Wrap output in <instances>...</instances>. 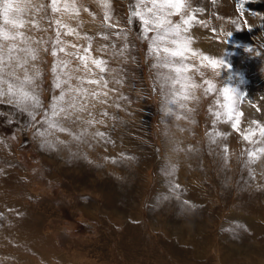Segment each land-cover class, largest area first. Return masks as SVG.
I'll list each match as a JSON object with an SVG mask.
<instances>
[{"label": "rangeland", "instance_id": "1", "mask_svg": "<svg viewBox=\"0 0 264 264\" xmlns=\"http://www.w3.org/2000/svg\"><path fill=\"white\" fill-rule=\"evenodd\" d=\"M183 1L0 0V186L28 211L0 227L3 235H39L43 250L60 251L68 264H215L211 252L201 259L205 232L214 244L225 234L226 250L264 257V49L255 48H264V16L256 0ZM208 4L230 30L201 19L209 38L188 41L183 33ZM26 25L47 29L34 39L14 32ZM231 136L241 139L230 155ZM234 210L247 223L212 225ZM9 244L3 264H27L20 253L32 264H61Z\"/></svg>", "mask_w": 264, "mask_h": 264}, {"label": "bare ground", "instance_id": "2", "mask_svg": "<svg viewBox=\"0 0 264 264\" xmlns=\"http://www.w3.org/2000/svg\"><path fill=\"white\" fill-rule=\"evenodd\" d=\"M183 1V0H182ZM190 1V0H189ZM199 1V0H198ZM215 1V0H214ZM183 2H185V1H183ZM216 2V1H215ZM223 3H226L227 2V0H223L222 1ZM258 2V1H257ZM17 3V2H16ZM21 3H23V2H21ZM33 3V2H32ZM43 3V2H42ZM187 3V2H186ZM191 3V2H190ZM208 3H210V1L208 2ZM229 3V2H228ZM41 5V4H40ZM193 5V4H192ZM217 5V4H216ZM215 5V6H216ZM36 6V5H35ZM76 6V5H75ZM198 6V5H197ZM74 7V6H73ZM193 7V6H192ZM195 7V6H194ZM193 7V8H194ZM208 7L209 8H205L206 9V11L204 10V8H200V9H198V8H194V9H198L199 11H198V18L196 19V16H195V18L193 19V21H192V23L190 24V26H189V29H190V31L189 32H185V33H183L184 34V36H185V38L188 40V41H190L191 39L190 38H192L193 39V37H195L194 39L196 40L197 39V36H199V37H201V36H203L204 38L205 37H207V39L209 38L208 37V33L207 32H199V30H198V27H197V25H196V22L197 21H201V19L204 21V20H206L208 23H209V29L211 30V29H213V30H217V32H226V31H229L230 30V23H229V20L228 19H226V18H222V17H225V16H222V17H219V16H217L218 15V13L219 12H217V13H215L214 12V10H213V8H214V6H209V4H208ZM255 7V6H254ZM40 8V7H39ZM181 8V7H180ZM226 8L227 9H229L228 7H225V6H223L221 9H223V11H221V13H224V14H227L228 15V13H226ZM32 9V8H31ZM73 9V8H72ZM75 9V8H74ZM172 9V8H171ZM176 9V8H175ZM256 9V8H255ZM254 8H253V12H254V10H255ZM38 10V9H37ZM37 10H35V7H34V11H37ZM177 10V9H176ZM14 11V10H13ZM43 11V10H42ZM191 11V10H190ZM38 13H40L39 12V10L37 11ZM189 12V11H188ZM229 12V11H228ZM9 13V12H8ZM32 13H33V11H32ZM98 13V12H97ZM97 13H95V14H97ZM190 13H192V12H190ZM241 13H243V12H241ZM252 13V12H251ZM256 13H257V11H256ZM256 13H253V15L251 16L253 19H256L257 17H259ZM259 13V12H258ZM10 14V13H9ZM44 14V13H43ZM94 14V15H95ZM182 14V13H181ZM185 14H187V13H185ZM41 15V14H40ZM179 15V14H178ZM192 15V14H191ZM244 15V14H243ZM246 15V14H245ZM250 15V14H249ZM42 16H45V15H42ZM180 16V15H179ZM178 16V17H179ZM221 16V15H220ZM36 17H37V15H36ZM41 17V16H40ZM62 17V16H61ZM74 17V16H73ZM80 17V16H79ZM87 17V16H86ZM118 17L120 18V15H119V13H118ZM181 17V16H180ZM239 17V16H238ZM248 17V16H247ZM248 18V19H246L248 22H250L249 24H252L253 25V23H252V18ZM1 18V17H0ZM44 18V17H43ZM76 18V17H75ZM88 18V17H87ZM228 18V17H227ZM230 18V17H229ZM232 18V17H231ZM230 18V19H231ZM68 19V18H67ZM71 19V18H70ZM73 19V18H72ZM122 19V18H121ZM237 19V18H236ZM257 19H259V18H257ZM58 20V19H57ZM60 20V19H59ZM80 20V19H79ZM81 20H83V19H81ZM245 20V21H246ZM68 21V20H67ZM75 21V20H74ZM74 21L73 20H70V22H72V24L74 23ZM84 21V20H83ZM246 21V22H247ZM254 21V20H253ZM45 22V21H44ZM44 22H43V24H44ZM48 22V21H47ZM76 23V22H75ZM71 24V25H72ZM49 25V24H48ZM75 25V24H74ZM85 25V24H84ZM203 25V24H202ZM80 26H83V25H80ZM44 27V26H43ZM41 27V25H40V29H41V31L40 32H38V34H36L35 33V30L36 29H39V28H34V27H31V26H28V25H26L25 27H23V26H20V27H18V28H15V30H14V32L16 33V34H19V35H23V37H25V38H28V39H34V36L36 35V36H41L42 34H43V29H45L46 27ZM93 27V26H92ZM91 27V28H92ZM186 27V26H185ZM200 27V26H199ZM245 27H248V26H245ZM83 28V27H82ZM81 28V29H82ZM85 28H87V26L85 27ZM2 30H3V33H6L7 32V30H8V27L5 29L3 26H2V28H1ZM47 29V28H46ZM80 29V30H81ZM72 30H74V28L72 29ZM78 30V29H77ZM244 30H245V28H244ZM85 31V30H84ZM88 31H89V29H88ZM203 31V30H202ZM13 32V31H12ZM77 32H79V31H77ZM80 32H82V31H80ZM86 32V31H85ZM94 32H96V31H94ZM94 32L92 31V33L94 34ZM62 33H64V32H62ZM90 33H91V30H90ZM98 33V32H97ZM52 34V33H51ZM222 34V33H221ZM1 35H2V33H1ZM6 35V34H5ZM19 35H17L18 37H19ZM13 36V35H12ZM45 36V35H44ZM50 36V35H49ZM95 36H97L96 35V33H95ZM126 40L128 41V43L130 44V42H131V45H132V40H131V38H130V36H128V33H126ZM5 37V36H4ZM8 37V36H7ZM47 37V36H46ZM182 37V36H181ZM222 37V36H221ZM225 37V36H224ZM13 38V37H12ZM66 38V37H65ZM77 38V37H76ZM7 39V38H6ZM14 39H15V37H14ZM42 39V38H41ZM48 39V38H47ZM49 39H50V37H49ZM68 39V38H67ZM81 39V38H80ZM89 39V38H88ZM96 39H97V37H96ZM183 39V38H182ZM207 39H206V41H207ZM7 40H9V39H7ZM78 40V39H77ZM95 40V39H94ZM200 40V39H199ZM198 40V41H199ZM43 41H44V39H43ZM51 40H49V42H50ZM75 41V40H74ZM81 41V40H80ZM83 41V40H82ZM126 41V42H127ZM209 41H212V40H210L209 39ZM208 41V42H209ZM48 42V41H47ZM91 42H93V41H91ZM197 42V41H196ZM201 42V41H200ZM15 43V42H14ZM22 43V42H21ZM40 43V42H39ZM82 43V42H81ZM84 43V42H83ZM199 43V42H198ZM197 43V44H198ZM40 44H42V43H40ZM43 44H47L46 42H44ZM65 44V43H64ZM72 44H73V42H72ZM75 44H76V41H75ZM78 44H79V41H78ZM92 44V43H91ZM193 44V43H192ZM204 44H206V43H204ZM210 44V43H209ZM67 45V44H66ZM80 45V44H79ZM131 45H129V46H131ZM134 45V44H133ZM195 45V44H194ZM201 45V44H200ZM211 45V44H210ZM49 46V45H48ZM78 46V45H77ZM82 46V45H81ZM212 46V45H211ZM32 47V46H31ZM38 47V46H37ZM44 47H47V46H44ZM69 47V46H68ZM75 47V46H74ZM118 47V46H117ZM197 47V46H196ZM196 47H195V49H196ZM225 47V46H224ZM78 48V47H77ZM134 48V47H133ZM200 48V47H199ZM37 49V48H36ZM40 49V48H39ZM69 49V48H68ZM97 49V48H96ZM130 49V48H129ZM207 50V52L208 53H210V54H212L213 56L218 52V54L217 55H219L220 53V48L217 46V45H215V46H213V47H209L208 46V48H206L205 47V45H204V47H203V50ZM21 50V49H20ZM38 50V49H37ZM44 50H45V48H44ZM47 50V49H46ZM45 50V51H46ZM87 50H89V49H87ZM200 50V49H199ZM228 50V49H227ZM5 51V50H4ZM31 51H33V50H31ZM40 51V50H39ZM43 51V50H42ZM76 51V50H75ZM81 51V50H80ZM131 51H132V49H131ZM35 52V51H34ZM33 52V53H34ZM48 52H49V50H48ZM72 52V51H71ZM87 52V51H86ZM135 52V51H134ZM185 52V51H184ZM12 53V52H11ZM28 53V52H27ZM41 53V52H40ZM39 53V54H40ZM94 53V52H93ZM46 54V53H45ZM97 54V53H96ZM96 54H94V55H96ZM42 55V54H41ZM67 55H69V54H67ZM85 55V54H84ZM132 55V54H131ZM18 56V55H17ZM31 56V55H30ZM29 56V57H30ZM48 56V55H47ZM57 56V55H56ZM64 56V55H63ZM62 56V57H63ZM66 56V55H65ZM221 56V55H220ZM224 56V55H223ZM21 56H19V59H21L20 58ZM32 57V56H31ZM94 57V56H93ZM99 57V56H98ZM185 57V56H184ZM183 57V58H184ZM188 57V56H187ZM186 57V58H187ZM15 58H16V56H15ZM40 59H41V57H39ZM49 58V57H48ZM52 58V60H53V57H51ZM50 58V59H51ZM66 58V57H65ZM87 58V57H86ZM11 59V58H10ZM18 59V58H17ZM31 59H33V58H31ZM50 59H49V61H50ZM218 59V58H217ZM30 60V59H29ZM63 60V59H62ZM70 60V59H69ZM87 60H89V59H87ZM183 60V59H182ZM25 61V60H24ZM47 61V60H46ZM56 61H58V60H56ZM72 61V60H71ZM76 61V60H75ZM242 61H244V60H242ZM3 62V61H2ZM19 62V61H18ZM59 62H60V60H59ZM70 62V61H69ZM68 62V63H69ZM148 62H150V60L148 61ZM190 62H192V63H194L195 62V60L194 59H192V60H190ZM219 62V61H218ZM29 63V62H28ZM31 63V62H30ZM39 63V62H38ZM48 63V62H47ZM73 63H75V62H73ZM96 63V62H95ZM140 63V62H139ZM32 64V63H31ZM36 64H37V62H36ZM61 64V63H60ZM70 64V63H69ZM84 64V63H83ZM87 64V63H86ZM99 64V63H98ZM141 64V63H140ZM220 64V63H219ZM4 65V64H3ZM33 65V64H32ZM48 65V64H47ZM58 65V64H57ZM88 65V64H87ZM211 65V64H210ZM222 65V64H221ZM83 66H85V65H83ZM132 66V64H130V66L129 67H131ZM37 67V66H36ZM40 67H42V66H40ZM39 67V68H40ZM89 67V66H88ZM149 67H150V70H151V62H150V65H149ZM192 67V66H191ZM195 67H196V65H195ZM194 67V68H195ZM206 67V66H205ZM4 68H5V66H4ZM28 68V67H27ZM30 68V67H29ZM33 68H34V66H33ZM32 68V69H33ZM47 68V67H46ZM81 68H83V67H81ZM93 68H95V67H93ZM92 68V69H93ZM132 68V67H131ZM142 68V67H141ZM180 68V67H179ZM214 68V67H213ZM37 69V68H36ZM42 69V68H41ZM41 69H37L36 70V72L37 71H39L40 72V74H41ZM66 69V68H65ZM84 69V68H83ZM159 69V68H158ZM164 69V68H163ZM203 69H205V68H203ZM26 70V69H25ZM195 70H197V69H195ZM208 70V69H207ZM206 70V71H207ZM218 70V69H217ZM6 71V70H5ZM32 71V70H31ZM84 71H86V70H84ZM220 71V70H219ZM219 71H217L218 73H219ZM26 72V71H25ZM89 72V71H88ZM95 72V71H94ZM144 72V71H143ZM203 72V71H202ZM230 72V71H229ZM27 73V72H26ZM29 73H30V70H29ZM32 73V72H31ZM30 73V74H31ZM81 73H82V71H81ZM86 73V72H85ZM145 73V72H144ZM217 73V74H218ZM225 73V72H224ZM25 74V73H24ZM24 74H23V76H24ZM28 74V73H27ZM44 74H45V72H44ZM87 74V73H86ZM202 74V73H201ZM207 74V73H206ZM212 74V73H211ZM35 75V74H34ZM39 75V74H38ZM97 75V74H96ZM152 75V74H151ZM182 75H184V74H182ZM204 75V74H203ZM208 75V77H210V75L209 74H207ZM215 75H216V72H213V76H214V78H215ZM220 75H224L222 72H221V74ZM220 75H218V76H220ZM227 75H229V74H227ZM12 75H10V77H11ZM32 76V75H31ZM92 76H94V75H92ZM212 76V75H211ZM97 77V76H96ZM189 77V76H188ZM221 77V76H220ZM228 77V76H227ZM40 78V77H39ZM38 78V79H39ZM44 78V77H43ZM43 78L41 79V81L43 80ZM98 78V77H97ZM34 79V78H33ZM95 79V78H94ZM225 79V78H224ZM223 79V80H224ZM25 80V79H24ZM32 80V79H31ZM40 80V79H39ZM227 80V79H226ZM27 81V80H26ZM35 81H36V77H35ZM219 81H222V79L221 80H219ZM225 81V80H224ZM228 81H229V79H228ZM17 82V81H16ZM77 82V81H76ZM76 82L73 84V85H75L76 84ZM80 82H82V81H80ZM79 82V83H80ZM21 83V82H20ZM40 83V82H39ZM26 84V83H25ZM78 84V83H77ZM77 84H76V87H77ZM29 85V84H28ZM36 85V84H35ZM40 85V84H39ZM68 85V84H67ZM10 86V85H9ZM8 86V87H9ZM70 86V85H69ZM80 86V85H79ZM5 87V86H4ZM28 88V87H27ZM80 88H82V86H80ZM29 89H30V87H29ZM92 89V88H91ZM3 90H5V89H3ZM33 91V90H32ZM84 91V90H83ZM88 91V90H87ZM2 92V91H1ZM6 93H7V91H5ZM40 92V91H39ZM86 94V93H85ZM4 97V96H3ZM6 97V96H5ZM96 97H99V96H96ZM72 101V100H71ZM75 102V101H74ZM91 102H93V101H91ZM90 102V103H91ZM95 102V101H94ZM96 103V102H95ZM100 104V103H99ZM102 104V103H101ZM73 105V104H72ZM90 107V106H89ZM85 108V107H84ZM96 108V107H95ZM94 108V109H95ZM110 108V107H109ZM108 108V109H109ZM85 109H87V108H85ZM94 111V110H93ZM108 111V110H107ZM87 112V111H86ZM98 112H99V109H98ZM101 112V111H100ZM78 114V113H77ZM85 114V113H84ZM97 114H99V113H97ZM114 114V113H113ZM160 114V113H159ZM88 116V115H87ZM91 116V115H90ZM101 116V115H100ZM103 116V115H102ZM117 116V115H116ZM92 117H94V116H92ZM91 117V118H92ZM106 117H108V115H104V117H103V119L104 120H106L108 123H109V118H106ZM79 118V117H78ZM95 118V117H94ZM93 118V119H94ZM169 118V117H168ZM66 119V118H65ZM159 119V118H158ZM95 120V119H94ZM86 121V120H85ZM59 122V121H58ZM84 122V121H83ZM95 123V122H94ZM59 124V123H58ZM91 124V123H90ZM66 125V124H65ZM90 126V125H89ZM173 126V125H172ZM81 127H83V126H81ZM101 127V126H100ZM77 128V127H76ZM224 128V127H223ZM96 130V129H95ZM100 130V129H99ZM159 130V129H158ZM225 131H226V133H229L230 134V132H231V129H229V127H228V124H227V126H226V129H225ZM51 134H52V132H51ZM231 134H232V132H231ZM55 135V134H54ZM60 135V134H59ZM60 137H61V135H60ZM84 137V136H83ZM50 138L51 139H53V136L51 135L50 136ZM61 138H63V136L61 137ZM67 138V137H66ZM234 138H235V141L236 140H239V139H241V137H239V136H231V139H232V142L230 143V148H231V152H230V155L232 154V151H233V142H234ZM61 141V140H60ZM72 141V140H71ZM236 142H238V141H236ZM68 143H70V142H68ZM67 143V144H68ZM69 145V144H68ZM72 146H73V144H72ZM56 147V146H55ZM71 147V146H70ZM234 147H235V145H234ZM74 148H76V147H74ZM59 148H57V150H58ZM65 149V148H64ZM60 150V149H59ZM74 150V149H73ZM72 150V151H73ZM85 150V149H84ZM71 151V152H72ZM229 153V152H228ZM73 154V153H72ZM78 154H80V153H78ZM87 154V153H86ZM85 154V155H86ZM93 156V155H92ZM98 157V155H96V158ZM81 159V158H80ZM208 160V159H207ZM207 160H206V162H205V164H207ZM97 161V160H96ZM99 161V160H98ZM98 161L96 162V163H98ZM85 162V161H84ZM204 163V162H203ZM93 164V163H92ZM93 165H95V164H93ZM207 170V169H206ZM208 173H209V171H207ZM206 174V173H205ZM4 178V177H3ZM226 178V177H225ZM228 178L230 179V181L232 182V181H234V175L232 174V173H229L228 174ZM5 179V178H4ZM17 179V178H16ZM15 179V180H16ZM56 179V178H55ZM227 179V178H226ZM197 182V181H196ZM224 182V181H223ZM191 183V182H190ZM198 183V182H197ZM202 184V183H201ZM241 184V183H240ZM4 185V184H3ZM220 185H221V183H220ZM16 186V185H15ZM187 186V185H186ZM195 186V185H194ZM222 186V185H221ZM201 187V186H200ZM6 186H0V227L1 228H3L4 229V227H8L9 225L10 226H12V225H15V224H17V222L19 221V219L18 218H16V215L17 214H19L20 213V211H22V209L25 211V212H28L27 211V209L25 208V207H23V204H20L19 202H17V201H15L16 199H13L12 198V195H11V192H7L6 191ZM16 188V187H15ZM199 188V187H198ZM202 188V187H201ZM223 188V187H222ZM242 188V187H241ZM246 188V187H245ZM10 189V188H9ZM17 189V188H16ZM204 189V188H203ZM221 189V188H220ZM14 190V189H13ZM184 190V189H183ZM193 190V189H192ZM11 191H12V189H11ZM14 191H16V190H14ZM187 191H188V193L190 192L191 194H195L193 191H191V190H188L187 189ZM208 193L210 192V191H207ZM212 192V191H211ZM221 192H222V200H221V202L224 200V204L226 205L227 203H228V201H225V199L226 198H229V195L224 191V190H221ZM220 192V193H221ZM237 192V191H236ZM238 192H239V190H238ZM17 193H18V191H17ZM16 195V194H15ZM19 195V194H18ZM17 195V196H18ZM196 196H198L199 197V195L200 194H198V193H196L195 194ZM192 196V195H191ZM207 196V195H206ZM211 196V195H210ZM209 196V197H210ZM20 198V197H19ZM218 198V197H217ZM221 198V197H220ZM207 200L209 199V198H206ZM195 200V199H194ZM207 200H206V202H207ZM212 200V199H211ZM219 200V199H218ZM213 201L214 200H212V203H213ZM216 201V200H215ZM22 203V202H21ZM216 203V202H215ZM223 203H222V205H223ZM218 204V203H217ZM228 206V205H227ZM222 207V206H221ZM231 207H235L236 208V204H232L231 205ZM209 208H210V211H213V207H212V204H209ZM223 208V207H222ZM219 209V208H218ZM230 211V210H229ZM224 212V211H223ZM226 212V211H225ZM228 212V211H227ZM244 212V211H243ZM22 214H23V212H22ZM27 216V215H26ZM22 217V216H21ZM29 218H30V216H29ZM23 219H24V216H23ZM26 219H28V218H26ZM34 219H36V218H34ZM220 219H221V221L219 220V224H217L218 222H213L212 223V225H215V228H217V227H219V225L222 223V225H220L221 226V228L223 227V229H225V228H228V227H230V226H232V224H233V222H235V220L237 219V220H240V222H244V223H247V222H245L244 220H245V218L242 216V211L241 212H237V210L235 211L234 210V212H228V213H226L225 215L224 214H222L221 216H220ZM7 220H8V222H7ZM22 220V219H21ZM21 220L19 221V222H21ZM25 220V219H24ZM23 220V221H24ZM211 220V219H210ZM26 223H27V221H25ZM21 224V223H20ZM22 224H24L23 222H22ZM19 225V224H18ZM210 226V225H209ZM13 227V226H12ZM22 227H24V225L22 226ZM28 227V226H27ZM212 227V226H211ZM235 227H236V225H235ZM238 227V226H237ZM255 227V226H254ZM0 228V229H1ZM19 228V227H18ZM25 228V227H24ZM3 229H2V231H3ZM16 229H17V227H16ZM15 229V230H16ZM21 229H23V228H21ZM29 229V228H28ZM34 229V228H33ZM235 229H237V228H235ZM5 230V229H4ZM8 230V229H7ZM25 230V229H24ZM30 230V229H29ZM6 231V230H5ZM12 231H14V230H12ZM11 231V233H13ZM17 231V230H16ZM16 231H15V234H16ZM27 231V230H26ZM219 231V230H218ZM240 231V230H239ZM244 231V230H243ZM18 232H22V231H18ZM29 232H31V231H29ZM28 232V233H29ZM224 232V231H223ZM251 232V231H250ZM5 235H3L2 234V232L0 231V248H2V249H0V250H2L1 252H0V254L1 255H4V254H7V253H9V252H11V246H10V244H9V242H15V246H17V247H15V248H18V249H20V250H27V251H30V252H32L33 254H36V255H38L39 256V258H42L43 259V261L44 260H49V258H50V254H51V256L53 257V259L55 258L56 260H58V261H60L61 262V264H68V263H70V260L65 256V255H63L60 251H57V250H55V251H52V250H47V251H44L43 250V245L41 244V243H43L45 240H42V238L41 237H39V235H37V236H34V237H32V238H29L28 236H29V234L27 235V239H26V234H24V235H20L19 233V235H17V236H14V233H13V235L12 234H9V232H8V234L6 233V232H3ZM27 233V232H26ZM206 233V232H205ZM204 233V236H205V240H206V243H207V248H203L204 250H201V253H200V255L202 256V262H203V260L205 261L206 259H207V257H209V256H211V253H213L215 256H216V260L214 259V258H211V257H209V258H211V259H213L214 260V262L213 263H215V264H234L233 263V261H232V259H235V258H239V257H244L245 258V263L244 264H264V257L262 256V253H260V252H258V251H256V250H249L248 252H244V251H241L240 253L239 252H237V253H235L236 251L233 249V247H232V249L231 250H226L225 249V246H226V242H225V237H227V236H225V234H218V240H219V242L218 243H216V244H214L216 241H212V240H210L209 239V237L211 236L210 234H205ZM243 233V232H242ZM48 234V233H47ZM46 234V235H47ZM212 234V233H211ZM249 234V233H248ZM42 235V234H41ZM45 235V236H46ZM254 235H255V233H254ZM214 236H215V234H214ZM253 236V235H252ZM47 237H48V235H47ZM44 238V237H43ZM36 240V243L34 244L33 243V241H35ZM51 239H49L46 243H48L49 245H50V241ZM45 243V242H44ZM40 244H41V246H40ZM13 245V244H12ZM10 250V251H9ZM17 250V249H16ZM259 250V249H258ZM240 251V250H239ZM17 252V251H16ZM20 252V251H19ZM211 252V253H210ZM23 253H24V251H23ZM29 254V253H28ZM28 254L27 255H23L22 253H20V254H17L16 255V259H18L19 261H26V263L27 264H32L33 263V259H30L29 257H28ZM32 254V255H33ZM0 255V256H1ZM31 255V254H30ZM13 256L15 257V255L13 254ZM6 258V257H5ZM9 258V257H8ZM11 258H12V256H11ZM55 260V261H56ZM4 261V259H2L1 257H0V264H3L2 262ZM7 261V260H6ZM17 261V260H16ZM50 262V261H49ZM52 262H53V260H52ZM56 262H54V264H55ZM75 263V262H74ZM49 264V263H48ZM50 264H52V263H50ZM58 264V263H57Z\"/></svg>", "mask_w": 264, "mask_h": 264}, {"label": "crops", "instance_id": "3", "mask_svg": "<svg viewBox=\"0 0 264 264\" xmlns=\"http://www.w3.org/2000/svg\"><path fill=\"white\" fill-rule=\"evenodd\" d=\"M258 1V2H257ZM256 2H257V4H258V12H257V14L259 15V16H261V15H263L264 16V0H256ZM264 25V24H263ZM259 29H261V27H259ZM263 30H264V26H263ZM258 44H257V47L255 46V48H257V50H260V51H262L264 48H263V46H262V43H259V42H257ZM262 48V49H261ZM264 59V58H263Z\"/></svg>", "mask_w": 264, "mask_h": 264}]
</instances>
